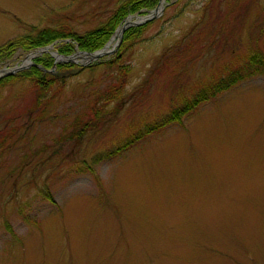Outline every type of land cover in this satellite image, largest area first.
Wrapping results in <instances>:
<instances>
[{
  "label": "rangeland",
  "instance_id": "rangeland-1",
  "mask_svg": "<svg viewBox=\"0 0 264 264\" xmlns=\"http://www.w3.org/2000/svg\"><path fill=\"white\" fill-rule=\"evenodd\" d=\"M187 1L172 21L184 0L163 1L141 36L156 45H121L122 23L92 61L70 39L0 60V264H264V74L161 120L264 53V0ZM115 2L0 0V48L49 27L87 33ZM191 29L216 34L212 47L170 50ZM154 120L131 150L96 158Z\"/></svg>",
  "mask_w": 264,
  "mask_h": 264
},
{
  "label": "trees",
  "instance_id": "trees-1",
  "mask_svg": "<svg viewBox=\"0 0 264 264\" xmlns=\"http://www.w3.org/2000/svg\"><path fill=\"white\" fill-rule=\"evenodd\" d=\"M159 1L160 0H116L115 5L110 11L109 16L106 17L100 23V25L94 30L78 35L72 31H65L63 28L60 27L58 28L49 27V28L39 29L35 35L25 34L19 36L14 40L8 42L4 48H0V60H5L7 62L10 59L9 58L10 55H12L18 50H21L23 52H30L33 51L34 49L46 47L45 45H47L48 43L53 44L55 41L63 40V39L75 40L78 44L79 51L94 53L103 48L105 43L115 32L116 28L120 24H122L127 17L138 13L148 14L150 11L154 10L157 7ZM209 1L210 0H207V2ZM189 5H190L189 1L184 0L182 6L175 13L176 15L175 14L173 15L170 21L174 20V18L176 19L179 16H181L189 8ZM199 20L201 21V17L199 18ZM154 23H156V21L150 20L142 23L141 25L132 26L128 28L124 32V35L121 40V45L125 44L127 46L129 43H139L140 45H143V43H147L149 45L151 44L156 45L157 43L153 42L154 41L153 38L143 39L141 37L143 33L146 32V30ZM194 26L196 25L194 24L193 27ZM215 35L216 34L211 33L207 37H204V35L198 32L194 34L193 29H191L187 31L185 34L184 33L179 34V36L175 38L174 40L175 44L171 47L170 50L173 49L175 51L190 52V50H188L187 47L197 44L201 45L204 48V50H209L215 42L216 39ZM203 38L205 39V42L203 44L199 43ZM121 48L118 49L116 56L120 54ZM167 49L168 48H166L164 54L162 55V56L166 55L164 57L165 64H168L167 60L170 59L169 55H167L168 52ZM74 51L75 50L73 49V46L68 45L67 43L60 44V46L57 48V52L60 55H64V56H68L72 54ZM35 61L37 64L42 65L43 68L45 69L48 67L50 68L52 67V59L48 56H42L36 58ZM111 61L112 60H110L108 63H110ZM181 65L182 64H180L179 66L181 67ZM56 67L66 68L67 65L65 63H60L57 64ZM43 71L41 69L39 71V70H35V68H32V70L28 72L30 73L28 75L29 77L26 74H24L25 77L23 78L25 80H29V82L31 81L33 83H36L35 78H39L45 75L43 74ZM257 74H264V53L252 54L244 64L230 71L224 77H221L207 84V86L204 89H202L200 93H198L196 96L193 97L192 100L189 101L190 103L185 102V104L181 107L173 106V108L170 111H168L167 115L161 118V120L165 121L166 124L168 125L179 123L181 122L186 112H188L190 108L193 107L198 102L213 97L221 90L228 88V86H230L231 84H235L238 81L245 80ZM55 83H57V81L54 79L47 82H43L42 85H45V87L44 88L38 87L39 92L38 95L36 96V102H39L38 100L41 97L42 93L46 89L48 90L50 87H52L53 84ZM120 83L123 85L124 82H120ZM122 89L123 88H119V91H121ZM112 92H116V91L112 90ZM156 122L157 120H154L148 124H145V127L142 130L140 129L134 131L132 134L128 135L123 141L115 145L111 150H108L104 153L102 152L99 153L96 158L101 160L106 157H110L118 154H124L128 150H131L137 145L139 141L142 140L143 137L141 134H144L145 136L146 133L155 132L157 130L159 125Z\"/></svg>",
  "mask_w": 264,
  "mask_h": 264
},
{
  "label": "water",
  "instance_id": "water-1",
  "mask_svg": "<svg viewBox=\"0 0 264 264\" xmlns=\"http://www.w3.org/2000/svg\"><path fill=\"white\" fill-rule=\"evenodd\" d=\"M160 5H161V3L159 2L158 6L153 11H151L148 15L141 17V21L140 22H128L127 21L126 23H124L123 27L121 28V30L119 32V37L120 38L122 37L121 34L123 33V31L126 29L127 26H129V25L137 26V25H140V24H142V23H144L146 21H149V20H152V19H156L158 16H160V14H161V12L163 10V8ZM127 19H129V18H127ZM106 53H107V51L104 52L103 49H102V50L97 51V52H95L93 54H86L85 53V55H89L90 56V60H92V59H98L101 56L105 55ZM18 69H20V67L16 68L15 71L18 70ZM1 76H0V78H1Z\"/></svg>",
  "mask_w": 264,
  "mask_h": 264
},
{
  "label": "bare ground",
  "instance_id": "bare-ground-1",
  "mask_svg": "<svg viewBox=\"0 0 264 264\" xmlns=\"http://www.w3.org/2000/svg\"><path fill=\"white\" fill-rule=\"evenodd\" d=\"M163 1H164V0H161V5L163 4Z\"/></svg>",
  "mask_w": 264,
  "mask_h": 264
},
{
  "label": "crops",
  "instance_id": "crops-1",
  "mask_svg": "<svg viewBox=\"0 0 264 264\" xmlns=\"http://www.w3.org/2000/svg\"><path fill=\"white\" fill-rule=\"evenodd\" d=\"M0 17H2V14H0Z\"/></svg>",
  "mask_w": 264,
  "mask_h": 264
}]
</instances>
